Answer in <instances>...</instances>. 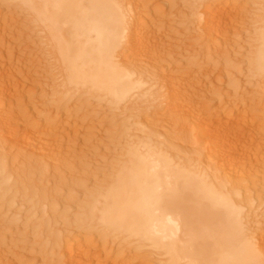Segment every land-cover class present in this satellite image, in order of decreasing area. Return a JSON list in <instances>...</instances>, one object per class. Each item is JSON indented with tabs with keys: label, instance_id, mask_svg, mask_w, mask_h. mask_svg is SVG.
Instances as JSON below:
<instances>
[{
	"label": "bare ground",
	"instance_id": "obj_1",
	"mask_svg": "<svg viewBox=\"0 0 264 264\" xmlns=\"http://www.w3.org/2000/svg\"><path fill=\"white\" fill-rule=\"evenodd\" d=\"M5 1L14 2L15 6L18 7L20 10L19 14L20 15L26 14L27 19L31 21L34 30L33 33L35 32V30L37 31L36 33L38 34V37L37 36L35 37L36 34L34 35V37L35 38L40 37L38 39L39 40L38 44L42 48L41 55L42 54L46 55V58L48 59V62H50L49 64L52 67L51 69H53V73L58 78L55 79L56 80L55 82L58 86V89H56V91L59 90L61 91L60 88H63L64 89L63 95L70 97H71L70 93H72L73 91L76 93L84 92L83 93L84 95L90 94L95 98L94 100H98L100 104L101 101H103L105 103L107 102V104L109 103V105L111 106H116L117 109H124L131 114L130 115L131 117H133V113L136 110L143 107L146 108L147 110L166 107L170 111L169 115L172 114L177 117V123L182 122L181 118H183V116H185L187 119L190 120L191 126L189 127V129L186 128L184 130V133L187 137L190 136L194 139V141H192L193 139L188 141H190L191 143L194 142V144H196V146L194 145L196 150L195 152L191 150L194 155L189 156V152H187L188 149L182 150L181 148L177 147L179 145L175 144L176 139L179 140L182 139L183 137V142L185 140L184 138L185 135L183 136L182 135L183 132H181L182 130L180 131L182 133L180 134L181 138L174 139L173 140L174 143H172L171 140L170 141L161 140L160 137H163V134L157 133L160 130L157 129L158 130L157 131L152 127L156 128L159 125L161 127L163 126L166 130L169 127V124L165 123L166 121H164L163 123L160 122V124H158L159 123L158 121L155 122L151 119L149 121V118L145 117V119L147 118L146 120L148 121L146 124H143L139 119H135L134 121L132 119L133 123L130 124L128 123V130H126L127 132L125 131L127 140L130 141L128 142L127 145L123 147L122 151L119 153L120 157L117 159L109 160L108 156L104 154L103 158L100 161H98L99 165L100 164L102 166L105 165L104 168L98 167L100 170L102 169L101 170L102 174H100L101 175L100 184L99 186H97L96 184L97 188L94 189L92 192L88 191L89 193H87L83 198L85 205L84 207L80 208V210L82 209L80 213L78 212L79 210L77 211V214L79 215L75 216L76 220L74 219L73 226H71L69 229H65L64 232L59 229L62 233L56 228L57 229L56 232L52 230L53 228L52 229L50 228V225H47L48 220L51 218V216L53 217V214L55 215L56 211L54 207L52 208L49 207L50 209L48 208L43 209V207L40 208V211L41 210L43 211H41L42 213H39V216L38 213L35 212V211L40 212L37 210V208L39 209V207H37L39 203L40 205L42 203L44 206H46L45 205V203H47L46 200L48 199V197H50L49 196L50 189L51 191L57 190L55 192L57 193L60 192L61 194V190L58 191V189L63 188V186L62 188H60L61 186L60 184H62L63 182H60L59 184L58 180L57 181L54 180L56 183L54 182V186L52 184V187L57 189H53L52 187L50 188V185L46 186L47 182L45 183L46 185H43L44 183L42 182L43 188H39L38 186L42 187V185H40L39 182L37 183L38 180L37 177L41 174L35 176V173H37L39 170L34 171L32 168L33 175L30 174L31 171L27 172L30 174L29 176H31V178L28 180L26 179L27 181H25V179L24 181L23 180L21 181L23 183L22 185H24L25 182H27L26 184L29 185L28 186L29 190L26 189L27 187L25 186L21 187L20 186L21 182L19 183V186L20 188H22L20 189V192L24 188L25 191L26 190L29 191L28 196H25L28 192L27 191L25 192L26 194L23 195V197L25 196L24 198L25 200L28 197L27 199L32 202V203L30 202L31 203L30 207H33L36 204L35 207L37 208H35V210L33 211L32 208L29 207L27 210H25V212H23L25 216H21L18 214L20 211H23L21 209L20 211L18 210L17 214H16L17 211L15 210H14L15 213H12L13 206L16 204V203L14 205L12 204L13 202H16L14 201V198L12 203L10 201V203L6 205L5 203L1 202L2 201L1 200L2 197H1L0 205L3 203L4 205H6V208H2L0 210V230L6 229L9 225H12L13 222L17 226L18 221L15 223V219H18L19 221L21 220L20 222L21 227L22 225L24 227H27V225L31 222L33 227L37 229L40 225L41 227H43L42 226L43 222L41 223V221L44 220L42 216H45L47 221V223L45 224V229H48L47 228L48 226L50 228V230H45V232L46 235L49 237L46 238V241L44 240V242H42V244L40 245L42 247V245L45 244L46 242H47L46 244L49 243V245H44L48 247L46 248L44 247L45 250H43L44 252L49 251L48 254L50 253L52 254V259L50 258L51 260H54L55 258V260L52 262L48 260L49 262H51L49 264H135L133 263V261H136L138 259V258L136 260L134 259L136 255H134L135 257L132 256L133 257L132 258L131 256H128L126 252H124L126 255L124 253H116L114 257L107 258L108 256L106 255L107 256L106 258H104L105 257L104 256L103 257L104 259H100L101 257L98 256L100 254L99 251L103 249V251L105 252V249L109 244L110 240H112L113 241L112 243H114L115 238L117 240L121 239V241L123 240V242L126 241L127 243L130 241L129 245L130 246L136 245V250L139 249L144 250L147 248L148 250L151 251L152 253L151 256L154 255L160 264H264V172L258 171V173H256L255 175L252 174L253 173L252 166H250V163H252V161L249 162L248 160L250 158V157L248 158V155L250 153L244 152L246 150H243V148L241 147L240 148L242 150H240V148L238 147L239 146L238 143H236L237 146L231 144V142H235L231 140L237 138H241V140H243L244 138H251L253 140L252 142L257 141V144L258 142L261 145L262 143H264V138H263L264 137V107L261 109L259 107L260 105L258 106L261 109V114L263 115L261 119L259 118L260 122L256 124L255 128L251 126L256 122V118L254 115H252V113L248 111H242L239 114V116L237 115L238 117L237 116L235 117L234 114L236 113L233 114V112H231L232 110L230 111V109L232 108L230 104H229L231 106L230 109L229 108L221 109L223 106L222 107L220 106L221 111L218 110L219 109L218 104L221 102H218V104L216 105V103H214L213 101L214 96L218 95L214 90L217 88V87L214 88L217 84L214 83V81L209 77V75L211 76L212 74V73L210 74L209 67L208 66L205 67L208 68L209 70L201 71L198 70V66L196 62L187 61L186 67L182 66L183 68L179 70V68L177 67L180 66H178V64L176 63H173L172 54L173 52H176L174 51V48H176L175 45L178 47V45L180 44L178 43V41L179 40L181 41V39L178 40L177 38L182 37V35L175 27H172L173 24L171 25V21L169 18L163 17L165 16V14L164 15L162 14L164 10H161V12L163 11L162 13L160 12L163 18H160L161 16H159V14L157 15L156 14L157 12L155 11V14L159 16L158 19H156L158 20V23L156 22V20H153V18L156 16L152 14L153 9L150 10V8H147V5H145V3L141 0H5ZM189 1L190 4L189 5L187 4L188 9L192 10L191 13L195 12L193 13V15H197L199 21L204 24L203 32L209 41L208 44H210L211 48L213 47V49H215V51L218 52L219 55L222 52H226L225 51L226 47L229 45V43H231L229 39L230 34L232 33V30L236 27L235 25H234L235 27L230 26V24L231 23L233 24L234 18L235 19L237 17L240 18L241 13H239L240 11H238L237 9L240 5L238 7L235 6L236 8H234L237 9L236 11H238V13L237 12L232 13L234 11L232 9V12L231 11L230 12L234 15L231 14V16L230 15L226 16L224 14L225 10H223V8L226 9L228 7L221 6L222 0H189ZM253 1L258 8V10L256 11L259 13L258 14L259 20H258V26L255 30L256 34L254 38H252L251 40L249 39L251 52L249 53L250 56L248 58V68L250 73L253 74V77L258 79L264 76V0H253ZM230 2L234 3L233 1ZM224 3L225 4L229 3V0L228 2L226 1ZM250 5L252 6V4ZM245 7H247V5ZM15 19L16 18H14L13 20ZM242 22L244 23L245 21ZM153 24L155 28L154 26H152ZM13 26L14 25H12L11 27ZM229 26L233 27V29H229V30L225 29ZM14 28H16V26ZM197 28H199V26ZM16 30L18 29H15V31ZM22 31L23 30H21L20 32ZM12 34H14V31L10 33V35ZM188 34H190V32ZM239 34L240 33H238V37L240 38L241 36ZM32 36L33 35H31V37ZM176 39L178 40L177 43H176ZM185 39H187V37ZM32 41L35 43L36 40L35 41L32 40ZM232 41H234V39ZM229 46L231 47L232 44ZM41 48L39 47V49ZM133 49L134 51L137 50L138 52L140 51L141 53L137 55L136 54L137 51L136 53L135 52L133 53L132 51ZM208 49H210V47ZM179 50H181L182 53V49ZM186 50L188 49H185L184 51ZM30 51H28L25 55H23L24 56L23 58L26 62H30V63L32 62V66H33V64H37V57L38 60H41L43 55L42 57H39L37 55V57L35 56L36 57L35 58L34 54H31ZM142 51H147V52L144 53V55H142L143 54ZM215 51L212 53L216 54ZM210 52L211 51H209L208 54H210ZM228 52L229 51H227L226 54ZM206 54L207 53H205V55ZM127 55L133 57L132 60L134 61L139 60V62H141L139 64L145 62L146 63L145 67L139 68L137 70L133 66H129L128 64L129 62L126 59ZM185 55L187 56V54ZM185 55L183 57H185ZM180 56H182V54H180ZM193 58L194 57H192V59ZM181 59L183 58L181 57ZM163 62L164 64L167 62L166 64H168L169 66L168 69L166 70H164L165 68L162 69L163 65L161 63ZM39 64H41V62ZM30 65L31 64H29V66ZM156 65L159 66L162 65L161 68L159 66H157V68H160V70L161 69L164 70L159 75H156L155 69L152 68L154 66L156 67ZM235 65L237 67L236 69L239 70L238 72L241 73L240 66L238 68L237 64ZM34 67L39 69V67H36V65ZM212 68H214V66ZM150 69H154V70L151 71ZM177 70H179V72L181 73H179ZM212 71L214 70L212 69ZM5 80H6L5 73H0V136L2 137L4 136L6 138L5 140L8 139L7 141L11 143L13 142L11 140H16L24 136V134H20L21 132L19 131L20 130L19 121L21 125L23 122L22 119L18 117H20L22 114L25 116L24 114L25 112H21L22 114H18L17 115L18 117L15 116L11 117L10 115H9L10 117H8L5 114L6 111L3 110L4 105L2 101L7 94V92H5V85H4ZM43 81L44 80H42V82ZM235 82L239 83V81L234 79V81L232 82L233 83L232 86L236 84ZM237 85L239 84H236V86ZM221 87L222 86L220 87L218 86V91ZM233 88L234 87L229 89H233ZM255 88L257 89V87ZM232 91L231 93H233ZM237 91L235 92L237 93ZM199 94L201 95V97L199 96ZM44 95L46 94L44 93ZM196 95L199 96V99L197 98L195 99ZM60 96L62 97V93ZM82 96L81 97L78 96L79 98L77 97V99L82 98ZM241 97H243V95ZM220 99L222 100V98ZM237 99L239 100L240 98ZM53 100L54 99H52L51 101L53 102ZM85 100H83V102ZM139 100H143L144 102L138 103ZM216 100L218 101L217 97ZM229 100L230 102L228 101V103H231L233 97L232 99ZM77 102H79L78 103L79 105H77L78 107L75 109V111L72 112L67 111L70 108L68 106L69 107L68 109H64V111L58 113V115L61 114V117L59 116V118L58 116L57 117L53 116L55 109H53L52 107L46 110V114L43 113L44 117L41 116L42 112H37L38 118L39 116H41L42 119L39 120L41 121L40 123L37 121L35 122V119L34 121L31 120L30 122L32 128L29 134L31 138L29 139L32 140L31 143L32 142L37 143L39 141H42L46 138L47 135L48 137H50L49 135L52 136L53 134L52 131H50L52 134L48 132L49 129L52 130L51 127L53 126L54 123L57 124V126L60 125V128H62L63 132L67 131L65 123L71 117H74L78 121L84 119L83 121H81V123L83 122L82 124L85 125V123H87L86 125H89V123L92 121V113H94L95 111L93 112L92 111L93 109H91V112H87L88 114H86V117L82 118L81 112L85 113L84 110L87 109V107L84 108L83 105L85 106L86 103L84 102V104L81 105L82 102L80 103L79 100H77ZM55 103H57V101ZM235 104H237V102L234 103V106ZM51 105L54 106L52 103ZM215 106H217L218 109H216ZM237 106L238 105H236L235 107L236 110L238 109ZM62 107H64V105H62ZM105 108L106 107H104V109ZM61 109L63 108H60V110ZM255 111L256 109L254 110V112ZM261 114L259 113V115ZM156 115L155 117L152 115V117L158 119L159 116L156 117ZM233 117L236 119H234ZM146 120H144V122H146ZM127 121L129 122V120ZM155 124H157V126H153ZM171 125L178 126V124L175 125V123L174 124L172 123ZM131 127L134 128V131L132 130ZM182 128H184V126ZM251 128L256 129V131L254 130L252 132L251 130L253 129ZM161 129L162 131L160 132H163V128ZM171 129H175V128L173 127ZM63 132L60 131L59 133H57L58 134L57 137L62 135ZM132 133L134 134L130 135ZM107 134H109V132H107ZM123 135L122 138H124ZM176 136L179 135L176 134ZM116 138H117L116 142H118L119 137ZM17 141H16L17 143H20L19 140ZM110 142L113 143V141ZM4 143L7 144L6 141ZM39 143L36 144V147H38ZM180 145H182V143ZM204 145H205L204 149L202 150L198 149L200 146L203 147ZM16 146L18 145L16 144ZM110 146L112 147V145ZM30 148L27 150H29V152L31 150L34 156H31L29 154L26 155L27 153L23 151L26 148H23V150H21L20 147H18V149L21 150L19 152L25 153V155L32 160V158H35V155L37 154L35 151L33 152V150H37V149L32 150ZM45 149L46 148H44V150ZM38 151L40 153L41 149ZM31 152L30 154H32ZM39 153L37 154L38 156L40 155ZM4 154L2 156L0 155V196H2L1 193L3 192H4L3 196L5 195V193L7 195L8 190L16 186V183L14 184L13 187L11 185H8L9 182L11 181V179L9 178L11 177V175L8 176L9 173L8 174L6 173V167H7L6 159L8 157L5 159L6 162L5 163L3 160L5 158ZM63 157L62 160H64ZM35 160L36 158L34 159V161ZM34 161L32 160V162ZM109 161L112 162L109 163ZM27 162H29L28 164L31 163L30 160L28 159ZM4 163L6 165H4ZM91 164L92 163H90V165ZM9 169L11 168L9 167ZM27 173L26 174L22 173V174L25 177L27 176L28 178ZM41 178H39V181L44 179V177L42 179ZM229 178L230 179L234 178V180L237 179L238 181L237 180H236L237 182L233 181L236 182L233 183L231 180H228ZM17 179L19 180L20 178ZM98 182L99 181H97V183ZM55 184H57V187L55 186ZM7 185L11 187L10 188L8 187L6 191ZM44 186L50 188V189L48 188L49 190L45 188L46 191L48 190L47 191L48 193L45 190H43ZM16 190L14 188V191ZM57 193L56 195H60ZM83 194H85V191ZM46 195L48 196L46 197ZM16 196H14V194L12 195V197H16ZM21 197L22 196H20V199ZM24 199L22 198V202ZM3 200H5V198ZM54 200H52L51 202L52 204H54L55 207H57L55 205L56 202L53 203ZM27 201H26V206L27 204L29 205V201L28 202ZM33 202L36 203L34 204ZM18 204H23V203H18ZM0 207H4V206H0ZM28 212H30L29 215L27 214ZM34 212L38 217L37 222H36L37 218H35L36 216L34 217L35 215ZM62 212L59 213L56 212L58 214L57 217ZM62 215L65 216V214L63 213L60 214V216ZM58 220L61 221V219ZM53 222H56V220ZM62 222L65 223V221ZM33 227L31 229H33ZM39 228L37 231L36 230L34 231L36 232V235L38 233L37 237L39 236L42 237L41 235L42 230ZM91 228L98 229L96 230V232L98 231V233L96 232L92 233ZM39 230L41 231L39 232ZM1 232L3 231H0V233ZM5 232L8 231L6 230ZM25 232L26 231L22 233L24 235L21 234L20 236L24 237L27 234ZM83 232H84L83 234L84 236L81 235ZM95 233L98 234L99 237L95 235ZM0 235H4V234L1 233ZM27 235L26 238H28ZM93 235L97 236L96 238H99L98 240L100 242L104 240V243L107 242L108 244L105 243L106 244L105 246V244L101 243L104 245L103 248V246L96 239L98 245L99 244L101 245L100 249H97L98 245L95 246L96 242L89 243L92 242L91 241L92 239L94 242L95 238ZM80 237L83 238V240L85 239L89 240V242L87 240L84 241L83 243L79 242ZM112 238H114V240ZM100 239L103 240L101 241ZM108 239L109 242L107 241ZM21 241L19 242L17 241V243L22 244L23 242L21 243ZM80 243L82 244L85 243V244L82 245ZM21 248H23V246ZM38 248H40V246ZM23 251L20 252L23 253ZM106 251L108 253V249ZM14 253H12V255H14ZM40 253L42 255L41 251ZM46 254L47 253H45V257H47ZM3 255L5 254L3 252H0V264L2 259L1 257ZM48 256L51 257V255ZM45 257L44 259H46ZM146 260H149V258ZM146 260H144L145 261L144 263H147ZM155 260L154 261L149 260V261L155 262Z\"/></svg>",
	"mask_w": 264,
	"mask_h": 264
},
{
	"label": "rangeland",
	"instance_id": "obj_2",
	"mask_svg": "<svg viewBox=\"0 0 264 264\" xmlns=\"http://www.w3.org/2000/svg\"><path fill=\"white\" fill-rule=\"evenodd\" d=\"M141 1H143L144 3H145V5H147V8H150V10H152L153 9V13L152 12H150V13H152L153 15H158L159 14V16H161L162 14L164 15L165 14V16H163V17H166V18H169L170 19V21H171V25H172V27H175L178 31H179V33L182 35V37H179V38H177L178 40L179 39H181V41L179 42L177 39H176V43H177V41H178V43H180L179 45H178V47L175 45V47L176 48H174V51H176V52H173V54H172V59H173V63H176V64H178V66H180V67H177V68H179V70H181L183 67L182 66H184V67H186V62L187 61H194V62H196L197 63V66H198V70H201V71H203V70H209L210 69V74H211V76L209 75V77H210V79H212L213 81H214V83H216L219 87L220 86H222L220 89H219V91H218V86L216 85L214 88H216V89H214L215 90V92H216V94H220L219 96L218 95H216V96H214V98H213V101H214V103H216V105L218 104V102H221V103H219L218 105H219V109H218V107L217 106H215L216 107V109H218V110H220L221 111V109H230L231 108V106H232V108L230 109V111L231 112H233V114L234 113H236V114H234L235 115V117L238 115L239 116V114L242 112V111H248V112H250V113H252V115H254L255 116V118H256V122L251 126V127H253V128H255L256 127V124H258L260 121H259V118L261 119V117H262V115L263 114H261V109L264 107V76L263 77H260V78H254L253 77V74L252 73H250V71H249V68H248V58H249V56H250V52H251V49H250V40L252 39V38H254V36H255V30H256V28H257V26H258V20H259V13L256 11V10H258V8H257V5H255V3H254V1L252 0V2H251V0H246V1H241V0H229V3H227V4H229V5H227V4H225L224 2H228V0H222V7H228V8H223V10H225V15L227 16V15H230L231 16V14L232 13H235V12H237L238 13V11H240L239 13H241V16H240V18L239 17H237L236 19L234 18V22H233V24L231 25L230 24V26H233V27H235L234 29H233V27H227V28H225V29H227V30H229V29H233L232 30V33L230 34V42L231 43H229V45H231L232 44V46L230 47L229 45L226 47V49H225V51L227 52V51H229L227 54H226V52H222V53H220V55H219V53L218 52H216L215 51V49H213V47L211 48V46H210V44H208L209 43V41H208V39H207V37L205 36V34H204V32H203V26H204V24L203 23H201L200 21H199V19H198V16L197 15H193V13H195V12H192L191 13V11L192 10H189L188 9V5L190 4V1L189 0H141ZM147 1V2H146ZM224 1V2H223ZM230 1H233L234 3H232V2H230ZM250 1V2H249ZM237 4H236V3ZM11 3V4H10ZM142 3V2H141ZM143 3V4H144ZM225 5H227V6H225ZM231 3V4H230ZM9 4V5H8ZM13 4V5H12ZM188 4V5H187ZM243 4V5H242ZM250 4H252V6L250 5ZM187 5V6H186ZM240 5V6H239ZM241 5H242V7H241ZM247 5V7H245ZM248 5H249V7H248ZM238 7L237 9H238V11H236L237 9H234V8H236V7ZM9 7V8H8ZM152 7V8H151ZM13 8H15V9H13ZM185 8V9H184ZM187 8V9H186ZM240 8V9H239ZM247 8V9H246ZM11 9V10H10ZM232 9L234 10L233 12H232ZM246 9V10H245ZM161 10H164V12L162 13L161 12ZM180 10V11H179ZM184 10V11H183ZM190 12H188V11ZM243 10V11H242ZM253 10V11H252ZM19 8L18 7H16L15 6V3L14 2H10V1H5V0H0V73H5V78H6V80L4 81V85H5V92H7V94H6V97H4L3 98V110H5V111H3V112H5V114L8 116V117H18L17 115L18 114H22L21 112H25L24 114H25V116L23 115H19L20 117H18V118H21L22 119V125H21V123H20V121H19V131L21 132L20 134H24V136L23 137H20V138H18V139H16V140H11V141H13V142H8L7 140H5L6 138L3 136H0V155L2 156L4 153V162H5V159H6V164H7V167H6V173L8 174L9 173V175L8 176H10L11 175V177H9L10 179H11V181L9 182V184L8 185H11L12 187L14 186V184L16 183V186H14L12 189L10 188L11 186H8L7 185V187H6V191H7V188L9 187L10 189L8 190V193H7V195H9V196H7L6 195V193H5V195L3 196V193H1V195L2 196H0V198L2 197V201L1 202H3V203H5L6 205H8V203H10V201H11V203L13 202V198H14V201H16V202H13L12 204L14 205L15 203V205L13 206V211H12V213H15L14 212V210L15 211H17L16 212V214L18 213V210L20 211V209L21 210H23V211H20L18 214L19 215H21V216H25L24 214H23V212H25V210H27L29 207H30V204L32 203L30 200H28L27 198H26V200L24 199L25 198V196H28V194H29V189H28V184H26L27 182H25V184L24 185H22L23 183L21 182L22 180L24 181V179H25V181H27L28 179H30L31 178V176H29L30 174L31 175H33L32 173H33V171H32V168H33V170L35 171H37V170H39L37 173H35V176H38L39 174H41V175H39L38 177L39 178H43L44 177V179H45V181H44V179H40L41 181H39V178L37 177V183L39 182V184L40 185H42L43 183V185H46V186H48V185H50V188L52 187V184H53V186H54V182L55 181H59L58 183L60 184V182H63L62 184H60L61 186H60V188H62V186H63V188L62 189H58V191H60L61 190V194H60V192L59 193H57V192H55V191H57V190H53V189H57V188H54V187H52L53 189V191H51V189L49 190L46 186H44V189L43 190H45V188H47L48 190H49V192H50V194H49V196L50 197H48V199L46 200L47 201V203H45V205L46 206H44L42 203H41V205H43V206H41L40 205V203L37 205V207H39V209L37 208V207H35V203L36 202H33L35 205L33 206L34 207V209H33V207H30V208H32V210L34 211L35 210V208H37V210L38 211H40V208H42L43 207V209H50V208H52V207H54L55 208V211L57 212V213H59V212H62L63 214H65V216L64 215H62V216H60V214H62V213H60L59 214V216L57 217V213L55 212V215L53 214V217L51 216V218L48 220V224L47 225H50V228L52 229V230H54V231H56L57 232V229L59 230H61V231H65V229H69L71 226H73V224H74V219L76 220V217L75 216H78L79 214H77V211L80 213V211L82 210H80V208H82V207H84V205H85V202H84V197H85V195L87 194V193H89V192H92L94 189H96L97 188V186H99V184H100V181H101V178H100V174H102V172H101V170L99 169V168H101V167H105V165H99L98 164V161H100L102 158H103V156H104V154H106L107 156H108V158H109V160H113V159H117V158H119L120 157V152L122 151V149H123V147L125 146V145H127L128 144V142L130 141V140H127V136L125 135L126 134V130H128V123L130 124V123H133V121L135 120V119H139V120H141V123H143V124H146L147 123V121L148 120H146L145 119V117H148L149 118V121H150V119L151 120H153V121H158L157 123L158 124H160V122L161 123H163L164 121H166L165 123H167V124H169V127L165 130V128L162 126H157V124H155V125H153V126H157V127H160V128H154V127H152L153 129H159L160 131H162V129L161 128H163V132H157V133H161V134H163V137H160L161 138V140H171L172 141V143H174L173 142V140L174 139H176V138H181L180 136V134H182L181 132H183V136L185 135V133H184V130L186 129V128H188L189 129V127L191 126V123H190V120L189 119H187L185 116H183V118H181L182 120V122H180V123H177V117L176 116H174V115H172V114H170L169 115V113H170V111L168 110V108H166V107H162V108H157V109H152V110H147L146 108H140V109H138V110H136L134 113H133V117H131L130 115V113L128 112V111H126V110H124V109H117L116 108V106H111V105H109V103L107 104V102L105 103V102H103V101H101V104L98 102V100H94L95 98L92 96V95H90V94H88V95H84L83 93H76V92H72V93H70V95H71V97L70 96H64L63 95V92H64V89L63 88H60L61 89V91L59 90V91H56V89H58V86H57V84H56V80L55 79H58L56 76H55V74L53 73V69H51L52 67L50 66V62H48V59L46 58V55L45 54H42L43 55V57H42V55H41V53H42V48H41V46L38 44L39 42V38H35L36 36L38 37V34L36 33L37 31L35 30V32L33 33V26H32V24H31V21L30 20H28L27 19V17H26V14H22V15H20L19 14ZM155 11L157 12L156 14H155ZM176 11V12H175ZM187 11V12H186ZM228 12V14H227V12ZM232 13H231V12ZM244 11H246V12H244ZM249 11V12H248ZM162 14H161V13ZM172 12V13H171ZM243 12V13H242ZM248 12V13H247ZM252 12V13H251ZM168 13V14H167ZM184 13H185V16H184ZM186 13H187V15H186ZM245 13V14H244ZM247 13V14H246ZM19 14V15H18ZM251 14V15H250ZM155 16L154 18H153V20H156V19H158V17L159 16ZM191 15V16H190ZM232 15H234V14H232ZM245 15V16H244ZM258 15V16H257ZM173 16H175V17H173ZM194 16V17H193ZM247 16H249V17H247ZM251 16V17H250ZM16 18L15 20H13L14 18ZM162 16L160 17V18H163ZM242 17H243V20H242ZM13 18V19H12ZM172 18V19H171ZM173 18H175V19H173ZM184 18V19H183ZM185 18H187V19H185ZM239 18V19H238ZM249 18V19H248ZM190 19V20H189ZM226 19V18H225ZM224 19V20H225ZM245 19V20H244ZM28 20V21H27ZM178 20V21H177ZM197 20H198V22H197ZM227 20V19H226ZM236 20V21H235ZM246 20H248V21H246ZM254 20V21H253ZM255 20H257V21H255ZM4 21V22H3ZM7 21V22H6ZM183 21V22H182ZM237 21H239V22H237ZM242 21H245L244 23L242 22ZM156 22L158 23V20H156ZM173 22V23H172ZM178 22V23H177ZM240 22H242V23H240ZM255 23V24H254ZM9 24V25H8ZM193 24V25H192ZM195 24V25H194ZM12 25H14L13 27H11ZM175 25V26H174ZM184 25V26H183ZM191 25V26H190ZM235 25V26H234ZM255 25V26H254ZM11 28H10V27ZM16 26V28H14ZM152 26H154V24L152 25ZM176 26H178V27H176ZM187 26V27H186ZM195 26H199V28H197V27H195ZM6 27V28H5ZM181 27V28H180ZM191 27V28H190ZM9 28V29H8ZM20 28V29H19ZM25 28H26V30H25ZM154 28H155V26H154ZM190 28V29H189ZM15 29H18V30H16L15 31ZM28 29V30H27ZM30 29V30H29ZM35 29V28H34ZM195 29V30H194ZM237 29V30H236ZM21 30H23L22 32H20ZM25 30V31H24ZM187 30V31H186ZM188 30H190V31H188ZM253 30H254V32H253ZM14 31V34H12V35H10V33L11 32H13ZM19 31V32H18ZM183 33H182V32ZM234 31V32H233ZM252 31V32H251ZM8 32H10V33H8ZM18 32V33H17ZM190 32V34H188ZM194 34V37H193V34ZM194 32H196V33H194ZM8 33V34H7ZM238 33H240L239 35L241 36L240 38L238 37ZM246 33H249V34H246ZM7 34V35H6ZM28 34H29V36L31 37V35H33L31 38L28 36ZM36 34V35H35ZM197 34H199V35H197ZM201 34V35H200ZM2 35V36H1ZM8 35H9V37H8ZM22 35V36H21ZM34 35H35V37H34ZM187 35H189V36H187ZM40 36V35H39ZM200 36V37H199ZM231 36H232V38H231ZM28 37V38H27ZM35 39H34V38ZM187 37V39H185ZM236 37V38H235ZM33 38V39H32ZM198 38V39H197ZM196 39V40H195ZM204 39V40H203ZM234 39V41H232ZM250 39V40H249ZM27 40H29V41H27ZM32 40H36L35 41V43L32 41ZM189 40V41H188ZM194 40V41H193ZM203 40V41H202ZM215 40V39H214ZM193 41V42H192ZM196 41V42H195ZM185 42H187V43H185ZM232 42H234V43H232ZM34 43V44H33ZM182 43V44H181ZM188 43H190V44H188ZM206 43V44H205ZM38 45H39V47L41 48V49H39V47H38ZM188 45H189V47H188ZM35 46V47H34ZM184 46V47H183ZM210 47V49H208L209 47ZM180 47V48H179ZM188 47V48H187ZM193 47V48H192ZM33 48V49H32ZM36 48V49H35ZM188 49V50H186V51H184L185 49ZM198 48V49H197ZM227 48H230V49H227ZM231 48H233V49H231ZM179 49H182V53H181V50H179ZM209 50V51H211L210 52V54H208V52L209 51H207V50ZM31 50V51H30ZM41 50V51H40ZM136 50V49H135ZM206 50V51H205ZM215 51V53L217 54H214V53H212V52H214ZM28 51H30V53L31 54H34V57L36 56L37 57V55L39 56V57H42L41 58V60H38V57H37V64H33V66H32V62L30 63V62H26L25 60H24V56L23 55H25ZM133 51V53L135 52L136 53V51H134V49L132 50ZM184 51V52H183ZM205 51V52H204ZM34 52V53H33ZM143 52V54L142 55H144V53H146L147 51H142ZM178 52H180V53H178ZM139 53H141L140 51L138 52L137 51V55L139 54ZM192 53V54H191ZM205 53H207L206 55H205ZM180 54H182V56H180ZM185 54H187V56L185 55V57H183ZM194 54V55H193ZM198 54V55H197ZM202 55V56H201ZM230 55V56H229ZM136 56V55H135ZM147 56V55H146ZM208 56V57H207ZM212 56V57H211ZM214 56V57H213ZM229 56V57H228ZM233 56V57H232ZM240 56V57H239ZM247 56V57H246ZM35 57V58H36ZM181 57L184 59H186L187 57V59L185 60H183V59H181ZM192 57H194L193 59H192ZM203 57H205V58H203ZM210 57V58H209ZM220 57V58H219ZM190 58V59H189ZM200 58V59H199ZM126 59H127V61L129 62L128 64H129V66H133L135 69H139V68H142V67H145V65H146V63L145 62H142V64H139V63H141V62H139V60L138 61H134V60H132L133 59V57H131V56H128L127 55V57H126ZM129 59V60H128ZM174 59H175V61H174ZM181 61H180V60ZM226 59V60H225ZM178 60V61H177ZM25 61V62H24ZM39 61V62H38ZM130 61H132V62H130ZM210 61V62H209ZM41 62V64H39ZM134 62V63H133ZM136 62H138V63H136ZM184 62V63H183ZM202 62V63H201ZM205 62H206V64H205ZM233 62V63H232ZM245 62V63H244ZM167 63V62H166ZM164 64V62L163 63H161L162 65H163V67H162V69L163 68H165L164 70H166V69H168L169 68V66H168V64ZM29 64H31L30 66H29ZM133 64V65H132ZM139 64V65H138ZM176 64H175V66H176ZM180 64V65H179ZM235 64H237V66H238V68H239V66H240V68H241V70H240V72L241 73H239L238 71V69H236L237 67H236V65ZM36 65V67H39V69H37V68H35L34 66ZM37 65H40V66H37ZM160 65V64H159ZM159 65H156V67L154 66V67H152V68H154L155 69V73H156V75H159V74H161L162 73V71H164V70H160V68H161V66H159ZM164 65H166V66H164ZM233 65V66H232ZM32 66V67H31ZM141 66V67H140ZM157 66H159L160 68H157ZM209 67V69L208 68H205V67ZM214 66V68H216V69H214V68H212V67ZM217 66V67H216ZM246 66V67H245ZM44 69H43V68ZM167 67V68H166ZM232 67V68H231ZM200 68H202V69H200ZM214 70V71H212V69ZM243 68H245V69H243ZM154 69H150L151 71L152 70H154ZM159 69V70H158ZM231 69V70H230ZM179 70H177L178 72H179ZM216 70V71H215ZM246 70V71H245ZM159 71H161V72H159ZM212 71V72H211ZM229 71V72H228ZM47 72V73H46ZM154 72V71H153ZM40 73V74H39ZM179 73H181V72H179ZM42 74V75H41ZM45 74V75H44ZM40 75V76H39ZM44 75V76H43ZM234 75V76H233ZM244 75V76H243ZM41 76H43V77H41ZM46 76H47V78H46ZM233 76V77H232ZM239 76V77H238ZM215 77V78H214ZM242 77V78H241ZM253 77V78H252ZM40 78V79H39ZM42 78V79H41ZM44 78V79H43ZM251 78V79H250ZM231 79V80H230ZM234 79L235 80H237V81H239V83L237 82H235L236 84H239V85H237L236 86V84L235 85H233L232 86V82L234 81ZM42 80H44L43 82H42ZM46 80H48V81H46ZM221 80V81H220ZM233 80V81H232ZM229 81V82H228ZM232 81V82H231ZM263 81V82H262ZM47 82V83H46ZM223 82V83H222ZM213 83V84H214ZM222 83V84H221ZM229 83V84H228ZM231 83V84H230ZM250 83H252V84H250ZM257 83V84H256ZM52 85V86H51ZM263 85V86H262ZM55 86V87H54ZM231 86V87H230ZM240 86V87H239ZM260 86H261V88H260ZM46 87V88H45ZM47 87H48V89H47ZM232 88V87H234L233 89H229V88ZM255 87H257V89L255 88ZM217 90V91H216ZM233 92V93H231V91ZM238 90V91H237ZM235 91H237V93L235 92ZM55 92H56V94H55ZM223 92V93H222ZM258 93V95H257V93ZM44 93L46 94V95H44ZM61 93H62V97L60 96L61 95ZM230 95H228V94ZM232 95H231V94ZM77 96H76V95ZM240 94V95H239ZM253 94H254V96H253ZM82 95H84V96H82ZM243 95V97H241ZM81 97L82 96V98H80V99H77V97ZM197 96V97H196ZM195 96V99L197 98V99H199V96L201 97V95L199 94V96L198 95H196ZM256 96V97H255ZM47 97V98H46ZM55 97V98H54ZM71 99H70V98ZM78 97V98H79ZM216 97H217V99H218V101L216 100ZM232 97H233V100L231 101V103H228V101L230 102V100L229 99H232ZM92 100H91V99ZM220 98H222V100L220 99ZM227 98H229V99H227ZM237 98H240L239 100L237 99ZM52 99H54L53 100V102L51 101ZM79 100L80 101V103H81V105H83L84 104V102L86 103L85 104V106L83 105V107L85 108V107H87V109H85L84 111H85V113L84 112H81V115H82V118H84V117H86V114H88L87 112H91V109H93L92 111L94 112V113H92V121L89 123V125H86L87 123H85V125L84 124H82L81 123V121H83L84 119H82V120H76L74 117H71L66 123H65V125H66V128H67V131H64L63 132V130H62V128H60V125L59 126H57V124H53V126L51 127V129L52 130H50L49 129V132L48 133H50V134H52V136H53V138H52V136L51 135H49L50 137H48V135L46 136V138L44 139V140H42V141H39V142H42V143H39V142H37V143H39V145H38V147H36V144L37 143H31V139H29V138H31L30 136H29V134H30V130H31V125H30V122H31V120H33L34 121V119H35V122L37 121V122H41V121H39V120H41L42 119V117H44V114H46V110H48L50 107H52L53 109H55L54 110V117H57L58 116V118H59V116L61 117V114H59L58 115V113L59 112H62V111H64V109H68L69 107V110H67V111H75V109L78 107L77 105H79L78 103L79 102H77V100ZM86 99V100H85ZM224 99V100H223ZM234 99H236V100H234ZM243 101H242V100ZM257 99H258V101H257ZM60 100V101H59ZM76 100V101H75ZM83 100H85L84 102H83ZM193 100H194V97H193ZM227 100V101H226ZM254 100V101H253ZM256 100V101H255ZM51 101V102H50ZM57 101V103H55ZM75 101V102H74ZM90 101H92V102H90ZM94 101V102H93ZM234 101V102H233ZM260 101V102H259ZM70 102V103H69ZM142 102H144L143 100H139V102L138 103H142ZM235 102H237V104H235V106H234V103ZM244 102V103H243ZM250 102V103H249ZM252 102V103H251ZM51 103L54 105V106H52L51 105ZM66 103H68V104H66ZM98 103V104H97ZM232 103H233V105H232ZM238 103H240V104H238ZM254 103V104H253ZM57 104V105H56ZM66 104V105H65ZM72 106H71V105ZM224 104H226V105H224ZM231 106H230V105ZM256 104V105H255ZM62 105H64V107H62ZM74 105V106H73ZM92 105V106H91ZM98 105H100V106H98ZM104 105V106H103ZM236 105H238L237 107H238V111L235 109V107H236ZM260 105V106H259ZM66 106V107H65ZM69 106V107H68ZM222 108H221V107ZM226 106V107H225ZM261 108H259V107ZM44 107V108H43ZM90 107V108H89ZM99 107V108H98ZM104 107H106L105 109H104ZM112 107V108H111ZM246 107V108H245ZM251 107H252V109H251ZM257 107V108H256ZM47 108V109H46ZM60 108H63V109H61L60 110ZM83 108V109H84ZM108 108V109H107ZM221 108V109H220ZM243 108H245V109H242ZM253 108H255L256 109V111L254 112V110L255 109H253ZM96 109V110H95ZM103 109V110H102ZM41 110V111H40ZM43 110V111H42ZM87 110V111H86ZM113 110H115V111H113ZM164 110V111H163ZM236 110V111H235ZM36 111V112H35ZM37 112H42V117L41 116H39V118H38V116H37ZM129 114H128V113ZM137 112V113H136ZM154 112V113H153ZM167 112V113H166ZM238 112V113H237ZM44 113V114H43ZM123 113H125V114H123ZM158 113H160V114H158ZM254 113H256V114H254ZM258 113V114H257ZM259 113L261 114V115H259ZM128 114V115H127ZM138 114V115H137ZM140 114V115H139ZM157 114V115H156ZM10 115V116H9ZM36 115V116H35ZM85 115V116H84ZM127 115V116H126ZM137 115V116H136ZM145 115H147V116H145ZM150 115V116H149ZM152 115L155 117V115H156V117L157 116H159L158 117V119L157 118H154V117H152ZM164 117H163V116ZM166 115H168V116H166ZM256 115H258V116H256ZM237 116V117H238ZM23 117V118H22ZM37 117V118H36ZM41 117V118H40ZM131 117V118H130ZM167 117H168V119H167ZM125 118V119H124ZM130 118V119H129ZM160 118H161V120H162V118H163V120L161 121L160 120ZM234 118V117H233ZM16 119V118H15ZM94 119V120H93ZM132 119H133V121H132ZM146 120V122H144V120ZM234 119H236V118H234ZM127 120H129V122L127 121ZM167 120H170V121H167ZM32 121V122H33ZM77 121V122H76ZM132 121V122H131ZM171 121H172V123L174 124L175 123V125H177L178 124V126H173V125H171L172 123H171ZM175 121V122H174ZM168 122H170V123H168ZM79 123V124H78ZM92 123V124H91ZM126 123V124H125ZM177 123V124H176ZM183 123V124H182ZM25 125V126H24ZM29 127H28V126ZM55 125V126H54ZM82 127H81V126ZM101 125V126H100ZM255 125V126H254ZM23 126H24V129H23ZM68 126V127H67ZM184 126V128H182ZM101 129H100V128ZM175 128V129H171V128ZM179 127V128H178ZM55 128V129H54ZM66 128H65V130H66ZM82 128V129H81ZM84 128V129H83ZM127 128V129H126ZM132 128V127H131ZM253 128H251V129H253ZM25 129H26V131H25ZM114 131H113V130ZM122 129V130H121ZM105 130V131H104ZM132 130L134 131V128H132ZM171 130H174V131H176V132H174V131H171ZM182 130V131H181ZM256 131V129H253V130H251L252 132L253 131ZM50 131H52V133L50 132ZM63 132V134L64 133H66V134H62V135H60V136H58L57 137V133H59V132ZM78 131V132H77ZM100 131V132H99ZM126 131V132H125ZM158 131V130H157ZM166 133H165V132ZM178 131V132H177ZM181 131V132H180ZM107 132H109V134H107ZM120 132H122V133H120ZM156 132V131H155ZM28 133V134H27ZM255 133V132H254ZM121 134V135H120ZM134 133H132V134H130V135H133ZM165 134V135H164ZM166 134H168V135H166ZM172 134V135H171ZM176 134L177 135H179V136H176ZM106 135V136H105ZM109 135H112V136H109ZM122 135H123V137L124 138H122ZM29 136V137H28ZM109 136V137H108ZM166 136H167V139H166ZM170 136V137H169ZM64 137V138H63ZM116 137H119V140H118V142H116L117 141V138ZM121 137V138H120ZM187 136L185 135L184 136V138H185V140H184V142H183V137H182V139H179V140H177L176 139V143L175 144H178L179 146H177V147H179V148H181L182 150L184 149H188L187 150V152H189V156H193L194 154L192 153V151L193 152H195V146H196V144H194V142L193 143H191L190 141H188V140H192L193 138L192 137H190V136H188L187 138H186ZM112 138H113V140H112ZM264 138V137H263ZM3 139H4V141H3ZM23 139V140H22ZM108 139V140H107ZM125 139V140H124ZM243 139V138H242ZM250 139V140H249ZM17 140H19V142L20 143H17L18 141ZM28 140H30V141H28ZM113 141V143L112 142H110V141ZM236 140H238V141H236ZM245 140V141H244ZM3 141V142H2ZM7 142V144L6 143H4V142ZM17 141V142H16ZM23 141V142H22ZM180 141V142H179ZM192 141H194V139L192 140ZM231 141H235V142H231V144H233L234 146H237V144L236 143H238L239 144V148L241 147V148H243V150H246V151H244V152H247V153H250L249 155H248V160H249V162H251L252 161V163H250V166H252V171H253V173L252 174H256V173H258V171L259 172H264V143H262V145H263V147H262V145L258 142V144H260V145H258L257 144V141L255 142H252L253 140L251 139V138H244L243 140H241V138H237V139H234V140H231ZM241 141V142H240ZM247 141V142H246ZM249 141V142H248ZM14 142H16V143H14ZM21 142H22V145H21ZM45 142V143H44ZM123 142V143H122ZM178 142V143H177ZM240 142V143H239ZM1 143H2V145H1ZM10 143V144H9ZM15 144V147H14V144ZM24 143V144H23ZM26 143V144H25ZM116 143V144H115ZM182 143V145H180ZM249 143V144H248ZM251 143H252V145H251ZM13 144V145H12ZM16 144L18 145V146H16ZM33 146H32V145ZM35 144V145H34ZM73 144V145H72ZM119 144V145H118ZM124 144V145H123ZM236 144V145H235ZM12 145V146H11ZM28 145H31V146H28ZM42 145V146H41ZM47 147H46V146ZM110 145H112V147L110 146ZM115 147H114V146ZM188 145V146H187ZM195 145V146H194ZM182 146H183V148H182ZM189 146H190V148H189ZM192 146V147H191ZM246 146H247V149H246ZM259 146V147H258ZM260 146H261V148H260ZM12 147V148H11ZM18 147H20V149L21 150H23V148H26L25 150H23L25 153H27L26 155H31V156H34V154L31 152V150H30V152L32 153V154H30V152H29V150H27V149H29L30 147V149H37V150H33V152L35 151L37 154L39 153V151L38 150H40L41 149V151H40V157L36 154L35 155V158H36V160L34 161V159L35 158H32V160L34 161V162H32V160L28 157V156H26L25 155V153H21V152H19V151H21L20 149H18ZM27 147H29V148H27ZM34 147V148H33ZM43 149H42V148ZM40 148V149H39ZM44 148H46L45 150H44ZM51 148V149H50ZM74 148V149H73ZM109 148V149H108ZM113 148V149H112ZM119 148V149H118ZM193 148V149H192ZM205 148V145L203 146V147H199L198 149L200 150H202V149H204ZM240 148V150H242ZM258 148V149H257ZM260 148V149H259ZM48 149V150H47ZM69 149H71V150H69ZM116 149V150H115ZM60 150V151H59ZM115 150V151H114ZM192 150V151H191ZM22 151V152H23ZM48 151V152H47ZM62 151V152H61ZM115 153H114V152ZM198 151V150H197ZM249 151V152H248ZM63 152H65V153H63ZM84 152V153H83ZM109 152V153H108ZM112 152V153H111ZM117 152V153H116ZM83 153V154H82ZM98 153V154H97ZM109 155H108V154ZM111 153V154H110ZM50 154V155H49ZM66 154V155H65ZM5 155H7V156H5ZM53 155V156H52ZM68 155V156H67ZM91 155V156H90ZM253 155V156H252ZM10 156V157H9ZM38 156V157H37ZM42 156V157H41ZM64 156V157H63ZM26 157H27V159L28 160H30V164H28L29 162H27V159H26ZM47 157H49V158H47ZM51 157V158H50ZM62 157L64 158V160H62ZM90 157V158H89ZM254 157V158H253ZM3 158V157H2ZM1 158V159H2ZM61 158V159H60ZM85 158V159H84ZM95 158V159H94ZM96 158H97V160H96ZM100 158V159H99ZM26 161H25V160ZM41 159H42V161H41ZM49 159V160H48ZM84 159V160H83ZM254 159V160H253ZM3 160H1V161H3ZM48 160V161H47ZM53 160H55V161H53ZM83 160V161H82ZM91 160H92V162H91ZM23 161H24V163H23ZM73 161V162H72ZM80 161V162H79ZM94 161V162H93ZM96 161V162H95ZM262 161V162H261ZM26 162H27V165H26ZM44 162V163H43ZM51 162V163H50ZM61 162V163H60ZM87 162V163H86ZM110 162H112V161H109V163ZM254 162V163H253ZM4 163V165H6ZM36 165H34V164ZM38 163V164H37ZM40 163H42V164H40ZM60 163V164H59ZM74 163V164H73ZM75 163H76V165H75ZM90 163H92L91 165H90ZM259 163V164H258ZM85 164V165H84ZM97 166H96V165ZM262 164V165H261ZM10 165V166H9ZM79 165V166H78ZM90 165V166H89ZM94 165H95V167H94ZM107 165V164H106ZM256 166V167H254V166ZM88 166V167H87ZM260 166V167H259ZM262 166V167H261ZM9 167L11 168V169H9ZM59 169H58V168ZM97 167V168H96ZM99 167V168H98ZM254 168H255V170H254ZM263 168V169H262ZM98 169V170H97ZM257 169H259V170H257ZM13 170V171H12ZM257 170V171H256ZM31 171V172H30ZM100 171V172H99ZM27 172H30V174L29 173H27ZM40 172H42V173H40ZM98 172V173H97ZM26 174L27 173V175H28V178H27V176L25 177L23 174ZM62 174V175H61ZM95 174H97V175H95ZM19 175H21V176H19ZM43 175V176H42ZM45 175V176H44ZM16 176V177H15ZM24 176V177H23ZM41 176V177H40ZM63 176H64V178H63ZM54 179H53V178ZM239 177V176H238ZM238 177H237V179H238ZM16 178V179H15ZM17 178H20L19 180L17 179ZM58 178V179H57ZM234 178H236V177H234ZM234 178H229L228 180H231L232 182L233 181H236L237 179H235L234 180ZM240 178V177H239ZM27 179V180H26ZM60 179V180H59ZM64 179V180H63ZM14 180V181H13ZM52 180V181H51ZM55 180V181H54ZM61 180H63V181H61ZM65 181V182H64ZM97 181H99L98 183H97ZM238 181V180H237ZM236 181V182H237ZM12 182H14V183H12ZM18 182V183H17ZM21 182V183H20ZM41 182V183H40ZM43 182V183H42ZM47 182V183H46ZM52 182V183H51ZM236 182H233V183H236ZM19 183H20V186L22 187H27L26 189H28V190H26L25 191V188L23 189V190H21V192H20V189H22V188H20V186H19ZM46 183V184H45ZM49 183V184H48ZM56 183V182H55ZM66 183V184H65ZM39 184H37V185H39ZM58 184V185H59ZM85 184H87V185H85ZM96 184H97V186H96ZM43 185H42V187L41 186H38L39 188H43ZM55 186L57 187V184H55ZM64 187H65V189H64ZM86 187V188H85ZM14 188H15V190L16 189H18V190H16V191H14ZM58 188H59V186H58ZM68 188V189H67ZM88 189V190H87ZM42 190V189H41ZM47 190V191H48ZM18 191V192H17ZM28 191V192H27ZM46 191V190H45ZM46 191V192H47ZM63 191V192H62ZM68 191V192H67ZM84 191H85V194H83L84 193ZM89 191V192H88ZM25 192H27V194L25 193ZM16 193V194H15ZM18 193V194H17ZM48 193V192H47ZM54 193H55V195H56V193L57 194H60V195H54ZM63 193V194H62ZM14 194V196H16V197H12V195ZM26 194V195H25ZM23 195H25L24 197H23ZM20 196H22L21 197V199H20ZM48 195H46V197H47ZM11 197V198H10ZM55 198V200H54V198ZM5 198V200H3ZM15 198H16V200H15ZM22 198L25 200H23V202H22ZM53 198V199H52ZM10 199H12V200H10ZM54 200L53 201V203H55V205L57 206V207H55L54 206V204H52V200ZM83 199V200H82ZM7 200V201H6ZM29 201V205L27 204V206H26V201ZM62 200V201H61ZM5 201V202H4ZM9 201V202H8ZM27 201V202H28ZM31 202V203H30ZM50 202V203H49ZM61 202V203H60ZM1 204L0 206H4V207H0V210L2 209V208H6V205H4V204ZM18 203H23V204H18ZM65 203V204H64ZM63 204V205H62ZM11 205V204H10ZM33 205V204H32ZM48 205H50V206H48ZM53 205V206H52ZM21 206H22V208H21ZM41 206V207H40ZM8 207V206H7ZM50 207V208H49ZM17 208V209H16ZM56 208H57V210H56ZM52 210H54V209H52ZM41 211H43V210H41ZM37 212V211H35L36 213H38V216H39V213H42V212ZM51 211V210H50ZM35 212H34V214H35ZM29 213L30 212H28L27 214L29 215ZM44 213V212H43ZM26 214V215H27ZM14 215V214H13ZM42 215H45V214H42ZM36 216V214L34 215V217ZM33 217V218H34ZM41 217V216H40ZM40 217H39V219H40ZM43 217V219H41V220H43V221H41V223L43 222V227H41V225L38 227L39 229H41L42 230V237H37L38 236V233H37V235H36V232L34 231V230H38V228L37 229H35V227H33V225H32V223L30 222L28 225H27V227H24L23 225H22V227H21V220L19 221L18 219H15V223L17 222V226L14 224V222H13V226L12 225H9L6 229H4V230H0V231H3V232H1L2 234H4V235H0L1 237H0V252H3L5 255H3L1 258V264H24V263H26V264H49V263H51L52 261H54L55 260V258H54V260H51L52 259V254L50 253V254H48V252L49 251H43V250H45L44 249V247L46 248V247H48V246H44V245H49V243L48 244H43L42 245V247H41V245L40 244H42V242H44V240L46 241V238H48L49 236H47L46 235V232H45V230H50V228H49V226L47 227V225H46V227L48 228V229H45V224L47 223V221H46V218H45V216H42ZM41 217V218H42ZM65 217V218H64ZM75 217V218H74ZM35 218H37L36 219V222L38 221V217L36 216ZM73 218V219H72ZM52 219V220H51ZM58 219H61V221L60 220H58ZM67 219H68V221H67ZM72 219V220H71ZM56 220V222H53V221H55ZM14 221V220H13ZM51 221V222H50ZM62 221H65V223L64 222H62ZM52 224V226H51V224ZM58 222V223H57ZM68 222V223H67ZM70 222V223H69ZM20 223V224H19ZM55 226H54V225ZM65 224V225H64ZM15 225V226H14ZM20 225V226H19ZM12 226V227H11ZM29 226V227H28ZM57 226V227H56ZM21 227V228H20ZM33 227V229H31ZM87 227H89V226H87ZM57 228V229H56ZM8 231V232H5V231ZM41 230H39V232L41 231ZM59 230V231H60ZM91 230H92V233H94V232H96V230H98V229H94V228H91ZM24 231H26L25 233H27L26 235H27V237L28 238H26V235L23 237H21L20 235L24 232ZM60 231V232H61ZM0 233V234H1ZM33 233V234H32ZM62 233V232H61ZM96 233H98V231L96 232ZM95 233V235H97L98 236V234H96ZM84 234V232L81 234V235H83ZM22 235H24V234H22ZM36 235V236H35ZM90 235V234H89ZM95 235H93L94 236V238H95V240H94V242H93V239L91 240L92 242H89V240H87V239H85V240H83V238H79L80 239V241L79 242H84V241H88L89 243H95L96 242V245L95 246H97L98 245V242L101 244V243H103V244H105V243H107V242H105L104 243V240L102 241L101 239V241L102 242H100L98 239L99 238H96L97 236H95ZM47 236V237H46ZM84 236V235H83ZM92 236V235H91ZM24 240V242H23V240L21 239V238ZM99 237V236H98ZM42 238V239H41ZM96 239L98 240V242L96 241ZM113 240H114V238H112ZM22 240V241H21ZM26 240H27V242H26ZM82 240V241H81ZM119 240H120V242H119ZM17 241L19 242V241H21V243L22 244H18L17 243ZM108 242H109V239L107 240ZM116 241V242H115ZM34 244H33V243ZM39 244H38V243ZM113 241L112 240H110V242H109V244L107 245V247H106V249H105V252L103 251V249H101L99 252H100V254L98 255L99 257H101L100 259H104V258H106L107 256V258H111V257H114V255L116 254V253H124V252H126V254L128 255V256H134V255H136V257L134 258L136 261H133V263H135V264H147V263H153V264H160L158 261H157V258L153 255V256H151L152 255V253H151V251L150 250H148L147 248L146 249H142V250H136V245H133V246H130L129 245V243H130V241L127 243L126 241L125 242H123V240L121 241V239H116L115 238V240H114V243H112ZM82 243H80V244H82ZM86 243V242H85ZM84 243V244H85ZM88 243V244H89ZM110 243H111V245H110ZM125 243V244H124ZM23 244H26L27 245V247H26V245H23ZM35 244H37V245H35ZM84 244H82V245H84ZM98 245L97 247V249H100V246L102 245L103 246V248H104V245L103 244H101V245ZM114 244V245H113ZM110 245V246H109ZM23 246V248H21ZM40 246V248H38ZM105 246H106V244H105ZM3 248V249H2ZM22 250H21V249ZM25 248V249H24ZM129 248H130V250H129ZM5 249V250H4ZM108 249V253H107V250ZM112 249V250H111ZM132 249H133V251H132ZM24 250V251H23ZM26 250V251H25ZM47 250V249H46ZM117 250V251H116ZM8 251V252H7ZM13 251V252H12ZM14 251H15V253H14ZM19 251V252H18ZM20 251H23V253H21ZM40 251L42 252V255H41V253H40ZM123 251V252H122ZM11 252V253H10ZM104 252V253H103ZM12 253H14V255H12ZM21 253V254H20ZM45 253H47L46 254V256L47 257H45ZM107 253V254H106ZM110 253H111V255H110ZM20 254V255H19ZM125 254V253H124ZM125 254V255H126ZM133 254V255H132ZM139 254V255H138ZM148 254V255H147ZM9 255V256H8ZM48 255H51V257L50 256H48ZM107 255V256H106ZM14 256V257H13ZM42 256V257H41ZM105 256V257H104ZM150 256V257H149ZM16 257V258H15ZM32 257H34V258H32ZM44 257L46 258V259H44ZM104 257V258H103ZM19 260H18V259ZM51 258V259H50ZM133 258V257H132ZM149 258V260H155V262H152V261H149V260H146V259H148ZM6 259V260H5ZM24 259V260H23ZM26 259V260H25ZM42 259H43V261H42ZM143 259V260H142ZM23 260V261H22ZM51 261V262H49V261ZM144 260H146V262L147 263H144L145 261ZM9 261V262H8ZM158 263H157V262ZM21 262V263H20ZM32 262V263H31Z\"/></svg>",
	"mask_w": 264,
	"mask_h": 264
}]
</instances>
